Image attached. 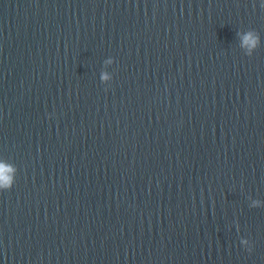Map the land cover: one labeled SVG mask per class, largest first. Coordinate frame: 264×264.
<instances>
[{
  "label": "water",
  "instance_id": "1",
  "mask_svg": "<svg viewBox=\"0 0 264 264\" xmlns=\"http://www.w3.org/2000/svg\"><path fill=\"white\" fill-rule=\"evenodd\" d=\"M261 3L0 0V264H264Z\"/></svg>",
  "mask_w": 264,
  "mask_h": 264
},
{
  "label": "clouds",
  "instance_id": "2",
  "mask_svg": "<svg viewBox=\"0 0 264 264\" xmlns=\"http://www.w3.org/2000/svg\"><path fill=\"white\" fill-rule=\"evenodd\" d=\"M260 7L264 9V3H261ZM241 37V47L245 49V55L252 56L254 51L260 46V36L259 33L255 30H248L245 33H238ZM107 79L105 75L103 77ZM14 170L11 166L0 163V188H10L12 184V175L11 173ZM243 244L247 245V241H242ZM251 251V248H248Z\"/></svg>",
  "mask_w": 264,
  "mask_h": 264
}]
</instances>
